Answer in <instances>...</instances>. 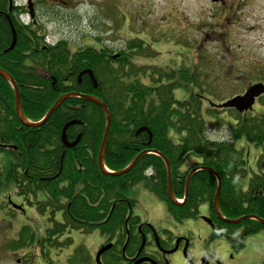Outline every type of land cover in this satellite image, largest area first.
<instances>
[{"label":"trees","instance_id":"1","mask_svg":"<svg viewBox=\"0 0 264 264\" xmlns=\"http://www.w3.org/2000/svg\"><path fill=\"white\" fill-rule=\"evenodd\" d=\"M5 3L6 0H0V7H5ZM127 49H135L133 55L143 53L134 40L128 42ZM10 55L12 53L1 55L0 67L13 68L14 76H11L18 87L27 120H40L60 95L71 93V89H51L50 84L43 90L33 88L39 81L37 76L32 73L19 76L24 70L19 63L6 67L4 59ZM91 58L84 61L78 57L77 65L79 69L89 67L93 70L95 87L88 80L82 86L75 84L73 90L94 96L108 110L110 127L103 157L108 173H103L97 163L105 116L96 104L80 97H69L45 122L37 127H27L20 125L15 116L11 87L0 78L3 84L0 85V98L6 116H11L6 120L7 135L4 134L5 124L0 125L2 137L6 142L12 141L17 145L14 151L0 149V163L5 172L13 169L14 186L20 194L32 195L33 198L37 192L44 193V201H37L34 196L33 202L28 204L40 214L45 212L48 223L45 236L50 247L72 244L71 238L62 242L52 239L57 233L75 230L89 234L96 229L111 230L123 225L127 210L135 203L128 196L129 191L139 183L164 202L170 217L176 222L195 218L199 205L206 204L213 223L209 240L224 238L233 252L243 248L247 236L264 230V225L253 219L230 223L214 215L212 202L217 183L208 171L199 170L190 177L184 198L185 180L190 168L182 170L186 160L194 157L200 165L218 175L221 185L218 206L226 219L245 215L264 219V173L259 168L248 171L243 149L234 146L237 139L244 137L247 144L257 149L261 147L264 141L262 120L238 115L229 139H213L208 135L201 96L188 93L186 98L175 99V90L181 86L186 88L185 81L194 76L188 69L170 72L155 66L127 64L115 72L110 68L104 71L96 69L92 62L95 57ZM22 83L27 84L21 87ZM65 125H68L65 130L67 141L77 138V142L68 147L61 139ZM141 128L144 129L138 132ZM41 139L43 154L38 151ZM143 151L146 153L128 172L113 175ZM151 152L162 154L168 161L172 192L174 198L183 199L180 204H173L168 199L165 165L158 155ZM40 166L43 176L38 178ZM146 171L150 174L147 175ZM18 178L19 182L16 181ZM30 179L34 180L30 182ZM117 200H121L122 205L113 206ZM25 232H21L20 238L29 234ZM74 252L67 264H89L85 248L77 247Z\"/></svg>","mask_w":264,"mask_h":264},{"label":"flooded vegetation","instance_id":"2","mask_svg":"<svg viewBox=\"0 0 264 264\" xmlns=\"http://www.w3.org/2000/svg\"><path fill=\"white\" fill-rule=\"evenodd\" d=\"M205 1L218 11V17H221L223 11H230L229 18H235L239 22L246 20L247 31L249 34H253L255 38L254 45L256 46L250 49V58H256V61H248V72L252 74V79L249 83L243 84L241 93L250 85L259 83L264 85V0ZM69 3L68 0H6L5 7H0V60L2 58L1 55L12 53L10 57L4 59V62L7 63L6 67L11 63L13 65L19 63L24 68L19 73V76L31 73L37 76L39 81L36 82L37 84L34 83L33 88L43 90L50 84L51 89L60 87L65 90L71 89L69 90L71 93H76L73 90L74 85L82 86L88 80L95 87L91 76L88 74V71H90L93 76V70L89 67L79 69L77 65L78 57H81L84 61L88 57H95L92 62L96 69L105 71L110 68L115 72L120 68H124L127 64L135 66V62L129 57V54L135 49L128 50L127 42L133 40L139 42V46H142L144 52L152 50L151 46L153 44L138 36L121 40L120 43V33L117 29L122 30L123 23L119 19L121 15L117 14L115 16L116 19L107 21L108 23H105L107 30L99 32L103 26L101 24L94 26L92 20H90L91 18L86 14H79L78 12L66 13L65 10L69 8ZM78 22H85L87 30L79 32V26L76 25ZM89 29H92L93 32ZM49 36L55 37V39L49 40ZM11 45L12 47H10ZM146 55L144 54L143 60L147 57ZM137 66L145 67L148 65L142 63ZM1 70L8 71L10 74L7 73L10 76L13 75L11 66ZM26 84L22 83L20 86L25 87ZM0 85L3 84L0 83ZM206 101L208 104L209 101L207 99ZM13 108L15 112L14 92ZM260 108H264V94L255 99L250 111L241 115L259 117L257 113L260 112ZM212 109L223 110L224 112L232 111L235 115L237 114V111L231 107H216ZM21 112L23 114L22 105ZM15 116L17 117L16 113ZM23 117L28 121L24 114ZM7 118L9 119L11 116H6L3 100L0 98V125L2 123L5 124V135L8 134ZM262 120L264 123V118ZM20 125L23 124L20 122ZM2 134L3 130L0 129V149L14 151L17 145L12 141L6 142ZM11 140L13 139L11 138ZM75 141L77 142V138L67 143ZM42 143L41 139L38 150L41 154L44 152V149H40V147H44ZM262 164L264 165V163ZM2 165L0 163V234H3L0 251H5L3 257L7 256V251L13 249V247L3 249L2 245L4 243L7 246L11 243L13 244V230L16 228L17 239L13 244L14 247L28 249L25 246L31 242L32 248L38 251L35 257L29 260L28 264H43L46 253H52L53 251L56 255H61L64 262L67 263L74 256V251L79 244L66 248L49 247L47 236H45L48 228L46 223L47 216L44 211L40 214L36 212L33 205L28 204V202H33L34 196L38 199L37 201H44V193L37 192V194L33 195V198L32 195L25 196L22 193L20 194L14 186L13 169L10 168L5 172V168ZM192 166L196 167L198 163ZM17 170L20 172L19 168ZM23 173L26 174L25 171ZM42 176L43 171L42 166H40L38 178ZM34 179H30V182ZM16 181L19 182L20 179L18 178ZM136 204L137 202L135 201L133 207L127 210L123 225L116 228L113 227L111 230L106 228L96 229L90 233L92 239L88 243L91 245V249L85 248L87 262L96 264L95 258L100 250L99 260L101 264H173L175 258H177L175 253L180 250L183 258L182 260L178 259L179 264H195L187 254V248L190 244L188 233L185 230L182 232L178 227L169 226V223L160 225L142 219L137 211L133 213ZM119 205H122L121 200L115 201L113 206ZM208 216L210 217L209 214ZM57 217H60V215ZM201 217L202 215L199 216V218ZM34 219H37V223H35ZM15 222L18 224L14 225ZM107 230L108 232L105 233ZM22 231H26L25 233L29 234L20 238ZM68 232L57 233L52 239L55 238L61 242L68 236L67 234L74 233L78 236V234L81 235L82 233L75 230ZM40 233L41 235H39ZM81 248L84 249V247ZM20 262L17 260V264H20ZM23 263L26 264L25 259L21 262V264ZM198 264L221 263L217 260L214 253L207 251L201 255Z\"/></svg>","mask_w":264,"mask_h":264},{"label":"rangeland","instance_id":"3","mask_svg":"<svg viewBox=\"0 0 264 264\" xmlns=\"http://www.w3.org/2000/svg\"><path fill=\"white\" fill-rule=\"evenodd\" d=\"M68 1L69 8L65 12L86 14L91 18L94 26L100 24L103 26L99 32L107 30L105 24L107 21L116 19L117 14L121 15L119 19L123 23L122 30L117 29L120 33V43L121 40L138 36L153 44L152 50L144 52L148 56L144 60L138 59V64L145 63V65L160 67L170 72L176 69L191 71L194 76L192 77L189 73L191 78L185 81L186 88L181 86L175 90V99L180 100L186 98L188 93H193L200 95L203 100L206 98L212 103H223L240 95L243 84L249 83L252 79V74L248 72V61H256V58H250V49L256 45H254L253 34L247 31L246 20L239 22L235 18H229L230 11H223L221 17H218V11L205 0ZM76 25L79 26V32L87 30L85 22H78ZM89 30L93 32L92 29ZM48 39L53 40L55 37L49 36ZM202 108L203 117L208 122V135L213 139L228 138L235 113L213 110L207 102L202 103ZM259 111L257 115L264 116V108ZM236 143V146H242L245 150L243 141L239 140ZM252 148L250 146L249 151L253 163L256 158L264 162V153L262 155L255 153L253 156L252 152L256 149ZM257 165L262 166L259 163ZM261 169L264 171V166ZM128 196L137 200L133 213L137 211L142 219L160 225L169 223V226L178 227L182 232L185 230L188 233L190 244L187 254L195 264H198L201 255L207 251L214 253L221 264H264V230L248 236L244 248L234 254L223 248L227 244L223 239L219 240L225 244L206 242L204 235L207 233L209 235L210 228L203 221L199 222L198 218L175 222L168 214L165 204L154 194L145 190L141 184L133 187ZM201 207L199 211L202 210ZM34 221L37 223V219ZM17 224L15 222L14 225ZM196 225L201 226L200 232L203 229L205 232L203 234L196 232L194 228ZM70 236L73 237L74 244L83 241L84 247L91 249V245L87 243L92 239L90 234L79 237L72 233ZM13 239L14 244L17 239L16 228L13 230ZM2 240L3 234H0V246ZM13 244L2 245L3 249L8 247L13 249L7 251V256L4 257L5 251H0V260H2L0 264H17V260L22 262L24 259L28 264L29 260L38 253L32 248L31 242L25 246L28 249L15 248ZM175 255L177 258L173 264H179L178 259L183 258L181 251H177ZM43 264H66V262L61 255H56L53 251L46 253Z\"/></svg>","mask_w":264,"mask_h":264},{"label":"water","instance_id":"4","mask_svg":"<svg viewBox=\"0 0 264 264\" xmlns=\"http://www.w3.org/2000/svg\"><path fill=\"white\" fill-rule=\"evenodd\" d=\"M12 47V45L10 46ZM88 74L91 76L92 81L95 83L91 72L88 71ZM0 76L5 78L6 80H8L13 88V92H14V99H15V113L18 117V119L20 120V122L27 126V127H37L38 125L42 124L43 122H45L47 120V118L52 114V112L61 104V102H63L65 99L72 97V96H78L81 97L84 100H87L89 102H92L94 104H96L103 112L104 116H105V128H104V132H103V137L100 143V147H99V151H98V155H97V163L98 166L100 168V170L103 173H108L105 170V167L103 166V157H104V152H105V147H106V142H107V137H108V133H109V127H110V116L108 113V110L105 106L104 103H102L99 99L95 98L94 96H90V95H82V94H74V93H69V94H65V95H61L59 98L56 99V101L52 104V106L48 109V111L46 112L43 120L41 122L38 123H28L25 122V119L23 117V114L21 112V104H20V98H19V94H18V90L17 87L14 83V81L12 80V78L10 77L9 74H7L5 71L0 70ZM261 93H264V87L261 85H253L249 88L246 89L245 93L242 96H236L231 98L230 100L226 101L225 103L221 104V107H235L236 109H238L239 111H243V110H247L250 109L253 102H254V98L257 97L258 95H260ZM68 125H65L63 132H62V141L65 145L67 146H71L74 145L76 143L73 142L72 144H67L65 141V136H64V132L65 129ZM144 128L139 129L138 132L142 131ZM144 153H146V151H143L142 153H139L138 155H136L134 157V159L122 170L113 173V175L119 176L122 175L126 172H128L137 162L138 158L140 156H142ZM154 154L158 155L164 162L165 164V168H166V174H167V196L169 198V200L173 203V204H177L174 200V196L172 193V189H171V174H170V167H169V163L166 160V158L158 153V152H153ZM207 171L211 172L212 174H214L216 176L217 179V187H216V191L213 197V209L214 212L216 214V216L219 219H222V216L219 212L218 209V197H219V191H220V179L219 177L216 175V173L211 170V169H206ZM193 172V171H192ZM191 176V173L187 176L186 182H185V196L187 194V189H188V182H189V178ZM246 218H252L257 220L259 223H261L262 225H264V219L258 218L254 215H248V216H243L234 220H226L227 222L230 223H237L239 222L241 219H246ZM206 221H208L207 219H205ZM96 263L100 264L99 262V254H97L96 256Z\"/></svg>","mask_w":264,"mask_h":264},{"label":"bare ground","instance_id":"5","mask_svg":"<svg viewBox=\"0 0 264 264\" xmlns=\"http://www.w3.org/2000/svg\"><path fill=\"white\" fill-rule=\"evenodd\" d=\"M11 77V76H10ZM0 78H2L3 80H5L6 82L8 81V80H6L5 78H3V77H1L0 76ZM12 78V77H11ZM12 80H13V78H12ZM14 81V80H13ZM8 83H9V86L11 87V89H12V91H13V88H12V86H11V84H10V82L8 81ZM14 83H15V81H14ZM15 85H16V83H15ZM16 87H17V85H16ZM17 90H18V87H17ZM18 93H19V91H18ZM44 97H45V95H44ZM44 97L43 98H41V99H44ZM56 101V100H55ZM54 101V102H55Z\"/></svg>","mask_w":264,"mask_h":264},{"label":"crops","instance_id":"6","mask_svg":"<svg viewBox=\"0 0 264 264\" xmlns=\"http://www.w3.org/2000/svg\"><path fill=\"white\" fill-rule=\"evenodd\" d=\"M202 211H205V209H202ZM219 243L225 244V243L221 242L220 240H216L215 242H213V244H219ZM225 246H227V245L225 244Z\"/></svg>","mask_w":264,"mask_h":264}]
</instances>
